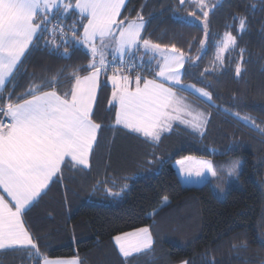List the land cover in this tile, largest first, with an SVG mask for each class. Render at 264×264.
Listing matches in <instances>:
<instances>
[{
    "label": "trees",
    "instance_id": "trees-1",
    "mask_svg": "<svg viewBox=\"0 0 264 264\" xmlns=\"http://www.w3.org/2000/svg\"><path fill=\"white\" fill-rule=\"evenodd\" d=\"M191 12L200 19L189 17ZM138 13L145 22V39L162 47L175 45L192 58L183 68L184 84L212 97L206 103L210 117L204 130L175 126L153 142L116 124L117 107L110 104L107 82L114 70L106 69L93 106L92 119L101 127L89 169L62 165L61 177H54L23 215L40 256L27 249L0 252V264H43L45 257L73 258L80 264H264V0H222L209 12L207 35L203 14L192 3L128 0L119 20L136 19ZM77 18L74 8L49 14L48 31L35 39L0 93V106L10 94L13 103L29 98L25 94L33 84L52 90L45 82L54 79L55 90L63 94L70 91L74 72L88 74L92 56L59 36L63 26L71 38L69 26ZM241 19H246L243 30ZM77 27L82 35L83 28ZM225 33L236 37V44L220 52L217 61ZM53 39L58 50L45 44ZM136 65L133 80L137 73L149 78L158 71L147 62ZM132 138L142 142L141 151ZM186 157L211 161L217 176L192 185L176 163ZM233 158L242 161V168L229 184L222 167ZM108 189L123 191L113 196ZM143 227L153 237L151 249L117 260L114 238Z\"/></svg>",
    "mask_w": 264,
    "mask_h": 264
},
{
    "label": "snow or ice",
    "instance_id": "snow-or-ice-1",
    "mask_svg": "<svg viewBox=\"0 0 264 264\" xmlns=\"http://www.w3.org/2000/svg\"><path fill=\"white\" fill-rule=\"evenodd\" d=\"M187 2L189 0H179L180 5ZM191 3L201 10L206 6L204 0H191ZM124 5L125 0H75L74 5L70 2L63 3L64 12L74 8L78 10V18L69 26L71 38L67 37L63 26H59V36L74 46L84 47L90 53L93 59L88 65V74L80 76L74 72V83L70 91L63 94L55 90L54 79L45 82L52 90L44 91L43 85L33 84L25 94L29 98L18 97V101L22 102L13 103L10 94L8 102L0 106V115L8 120L7 123L0 120V189L11 201L0 195V250L26 248L30 255L39 257L38 245L25 227L22 216L45 193L53 178L61 177L62 165L72 168L89 167V154L97 143V132L101 127L92 119L93 105L96 101L98 77L109 66L104 51L109 46L121 56V72L108 78L112 84L110 104L117 107L116 124L123 125L131 132L140 133L153 142H158L164 132L172 130L174 120L190 125L194 131H200L206 124L203 113L194 116L173 87L166 86V82H171L173 86H181L182 90L190 88L209 101L212 99L211 94L202 88L181 85L180 70L192 58L186 57L175 45L171 48L162 47L145 39L142 36L145 22L139 13L136 19L128 20L125 17L119 20ZM59 7L61 0H0V93L14 77L15 70L22 64V58L34 44V38L39 39L48 31L46 25L51 23L49 13ZM202 14L207 35L209 13L202 11ZM189 17L200 19L195 12L189 13ZM77 24L83 28L82 35ZM245 26L246 19H241L240 29L243 30ZM51 31L56 33L57 28L54 27ZM97 40L99 45L96 44ZM49 43L56 50L60 47L55 39L46 41V46ZM200 43L203 47L205 41ZM235 44L236 37L225 33L224 39L217 46V61L221 60L220 52ZM141 47L145 53L153 54L150 59L159 57L156 62L159 70L155 72L159 80L147 79L139 73L133 80L131 72L137 65L122 57L128 55L131 59ZM240 72L238 65L237 75ZM2 100L0 95V101ZM235 115L239 117V113ZM185 116L192 119H184ZM243 119L250 120L249 117ZM176 163L180 172L186 176L194 174L202 178L205 169L211 171L213 176L216 175L207 161L186 157ZM122 191L123 189L112 192L108 189L113 196L121 195ZM164 200L166 202L167 197ZM114 239L124 257L151 249L154 243L148 227L118 235ZM43 264L78 262L45 257ZM181 264L189 262L183 261Z\"/></svg>",
    "mask_w": 264,
    "mask_h": 264
},
{
    "label": "crops",
    "instance_id": "crops-1",
    "mask_svg": "<svg viewBox=\"0 0 264 264\" xmlns=\"http://www.w3.org/2000/svg\"><path fill=\"white\" fill-rule=\"evenodd\" d=\"M128 1V0H127ZM127 1H126V3H127ZM67 2H69V0L67 1ZM66 2V3H67ZM126 3H125V5H126ZM61 5H62V3H61ZM125 5H124V7H125ZM123 7V8H124ZM59 8H62V7H59ZM58 8V9H59ZM58 9H56V10H53L52 12H50L49 14H52V13H54L55 11H57ZM75 10V12L78 14V10H76V9H74ZM122 13V12H121ZM118 19H120V17H118ZM144 31V30H143ZM143 31H142V34H143ZM35 39L36 38H34V41H35ZM32 46V45H31ZM30 46V47H31ZM82 47V46H81ZM82 48H84V47H82ZM30 49V48H29ZM85 49V48H84ZM86 50V49H85ZM29 51V50H28ZM27 51V52H28ZM87 51V50H86ZM27 52H26V54H27ZM140 55H139V57H138V59L140 60V62L141 63H144V62H147L148 64L150 63L151 65L153 64L154 66H156V62H157V60L159 59V57L158 56H156L154 59H150L152 56H153V54L151 53V52H148V53H145V50H144V52H142V51H140ZM126 56H128V55H126ZM24 59V57L22 58V60ZM129 62V61H128ZM159 70V69H158ZM16 71V70H15ZM104 71L105 70H103V71H101V73H100V75H99V77H98V87H99V83H100V80H101V76H102V74H104ZM181 71V73L183 72V69H181L180 70ZM183 74H182V76H181V85H186V84H184V82H183ZM158 79L159 80V78L158 77H149V78H147V79ZM166 86H172L173 87V90L176 92V94H177V96H179V97H181V98H183L184 99V101H185V103L190 107V110L192 111V113H193V115L195 116V115H197V114H199V113H203L204 114V118H205V120L207 121L208 120V118L210 117L209 116V114H208V112H207V102L204 100H200L199 98H197L196 97V95H195V93H194V91H190L189 89H187V90H182V88H181V86H179V85H177V86H173L172 84H171V82H166ZM97 91H98V88H97ZM96 95H97V92H96ZM94 106V105H93ZM116 111H117V109H116ZM4 119H7L6 117H3V120ZM184 119H188V120H191L192 119V117H188V116H185L184 117ZM122 127H124L123 125H121ZM175 126H181V127H185V128H188V129H192L191 127H190V125H188V124H182V123H180V121L179 120H174V121H172V130L171 131H166V132H164L163 134H162V136L163 135H165V134H168V133H170V132H172L173 131V129H174V127ZM205 126H206V124H204L203 125V127L200 129V131H198V132H201V131H203L204 130V128H205ZM127 130H129V129H127ZM193 130V129H192ZM129 132H131L130 130H129ZM98 133V132H97ZM132 133H135V132H132ZM135 134H138V135H140V136H143L142 134H140V133H135ZM161 136V137H162ZM144 137V136H143ZM145 138V137H144ZM95 145V144H94ZM94 145H93V147H94ZM92 153V152H91ZM91 153L89 154V165H90V156H91ZM209 164L211 163L212 164V162L211 161H207ZM78 168H81V169H84V170H87V169H89V167L88 168H83V167H78ZM207 170V169H206ZM205 173V172H204ZM183 176H184V178H185V180H187L189 183H191L192 185H195V182H202V184H200V185H203V184H205V183H207L208 181H210L211 179H209V178H207V176H206V173L203 175V177L202 178H200V177H196L194 174L192 175V176H186L185 174H183ZM54 179V178H53ZM191 182H190V181ZM50 185H51V182H50ZM49 185V186H50ZM45 192H46V190H45ZM0 195H4V197H5V199L6 200H9L10 201V198L7 196V194L6 193H4L3 192V190L2 189H0ZM43 195V194H42ZM41 195V196H42ZM40 198V197H39ZM38 198V199H39ZM37 199V200H38ZM36 200V201H37ZM36 201H34L33 202V204H32V206L36 203ZM11 202V201H10ZM32 206H30L27 210H26V212L32 207ZM25 212V213H26ZM22 220H23V222H24V217L22 216ZM24 224H25V222H24ZM25 227H26V224H25ZM27 228V227H26ZM28 230V229H27ZM21 249H26V248H16V249H7V250H0V252H9V251H16V250H21ZM149 250V249H148ZM145 251H147V250H143L142 252H140V253H133L132 255H130L129 257H125L124 259H128V258H131V257H133V256H135V255H138V254H141V253H143V252H145ZM52 260H76L77 262H78V264H80L79 263V261L77 260V259H52Z\"/></svg>",
    "mask_w": 264,
    "mask_h": 264
},
{
    "label": "rangeland",
    "instance_id": "rangeland-1",
    "mask_svg": "<svg viewBox=\"0 0 264 264\" xmlns=\"http://www.w3.org/2000/svg\"><path fill=\"white\" fill-rule=\"evenodd\" d=\"M68 0H61V3L63 4V3H66ZM126 1L127 0H125V3H126ZM220 2H222V0H204V3H205V7L203 8V10H201V8L199 7V6H197L196 5V7H197V10L200 12V13H202V11H208V13L210 12V11H212L213 9H214V7L216 6V5H218ZM187 3H191V0H189V2H187ZM61 7H62V5H61ZM124 7V6H123ZM123 7L121 8V12H122V10H123ZM96 44L97 45H99V40H97L96 41ZM140 50L142 51V52H144V49L141 47L140 48ZM105 59H106V62H107V64L108 65H110V64H121V56H120V54H118V53H115L114 52V50H113V47L112 46H109L108 48H106L105 50ZM90 54V53H89ZM114 57H115V59H114ZM138 57H139V55H136V56H134V57H132L131 59H129V57L128 56H126V55H124L122 58H123V60H125V61H129L130 60V62H132L133 60V63H135V64H140L141 65V62H140V60L138 59ZM93 59V58H92ZM99 59V57H97V60ZM106 69H108V67L106 68ZM121 72V70H119V69H117V70H114V73H111L109 76H108V78L110 77V76H112L113 74H118V73H120ZM125 72H127L126 70H125ZM107 82H108V84L112 87V84H111V80H109V79H107ZM196 88H198V87H196ZM199 89V88H198ZM189 90L191 91L192 89H190L189 88ZM205 90V89H204ZM192 91H194V90H192ZM206 91V90H205ZM194 93H195V95H196V97L197 98H199L201 101L203 100H205L208 104H209V102H211V100L209 101L206 97H202V96H200L198 93H196L195 91H194ZM192 130V129H191ZM194 130H192V132H193ZM134 142L135 144H136V146H135V148H138L137 149V151H141L140 149H139V144L140 143H142L140 140H137L136 138H132V140H131V142ZM132 142V143H133ZM144 146H148L147 144H145L144 143ZM193 159H195V160H198V161H208V160H204V159H197V158H193ZM211 164V163H210ZM211 166H212V171H215V173H216V175L215 176H213L212 175V173H211V171H209V170H204V172L206 173V176H207V178H209V179H214L216 176H217V168H215L212 164H211ZM241 168H242V161L240 160V159H237V158H233V159H230V160H228V162H227V164L225 165V166H223L222 167V171H223V175H227V177L229 178V180L231 181H229V184H234L236 181H237V178H238V176H239V174H240V171H241ZM220 169H221V167H220ZM190 181V180H189ZM191 182V181H190ZM200 184H202V182H195V185H200ZM113 243H114V246H115V248H116V258H117V260H119V259H124L125 257L120 253V251H119V247H118V245L116 244V242H115V239L113 240Z\"/></svg>",
    "mask_w": 264,
    "mask_h": 264
},
{
    "label": "built area",
    "instance_id": "built-area-1",
    "mask_svg": "<svg viewBox=\"0 0 264 264\" xmlns=\"http://www.w3.org/2000/svg\"><path fill=\"white\" fill-rule=\"evenodd\" d=\"M56 27H58V25H56ZM111 65H115L116 67L114 68V67H112ZM108 69H111V70H117V69H119V70H121V68H120V65L119 64H110L109 66H108ZM5 123H7L8 122V120L7 119H4L3 120Z\"/></svg>",
    "mask_w": 264,
    "mask_h": 264
}]
</instances>
